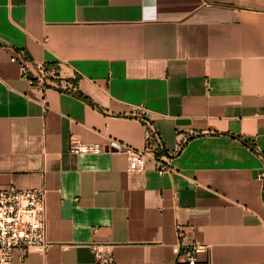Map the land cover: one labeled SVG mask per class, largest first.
<instances>
[{
  "label": "crops",
  "instance_id": "0c3cea01",
  "mask_svg": "<svg viewBox=\"0 0 264 264\" xmlns=\"http://www.w3.org/2000/svg\"><path fill=\"white\" fill-rule=\"evenodd\" d=\"M18 51L57 77L30 85ZM72 136L104 150L72 154ZM111 139L144 152V169ZM9 185L45 189L54 243L14 264H188L180 240L210 245L194 264H264V0H0Z\"/></svg>",
  "mask_w": 264,
  "mask_h": 264
},
{
  "label": "built area",
  "instance_id": "2783aa9c",
  "mask_svg": "<svg viewBox=\"0 0 264 264\" xmlns=\"http://www.w3.org/2000/svg\"><path fill=\"white\" fill-rule=\"evenodd\" d=\"M10 60L18 63L22 76L28 80L30 85L45 88L51 84V79L58 75L57 67L48 63H39L30 70L22 51L15 53ZM144 123L147 127L148 138L158 140V135L152 125L146 119ZM107 147H115L126 152L129 170L144 169L146 159L144 152L133 150L112 139L107 142ZM68 148L72 154L99 153L104 150V145L96 142L84 143L72 136L69 139ZM159 150L164 151L161 144H159ZM164 155L169 156L163 152L154 159L158 173L171 170L169 163L163 159ZM177 234L180 238L183 235L181 225H177ZM52 245L54 243L46 238L45 189L43 187L18 188L15 185L0 188V264H14L16 250L20 252L21 258H24L32 250L46 253ZM209 246L207 243L197 241L185 243L180 240L172 247V251L183 255L188 264H194L197 261V254L208 250ZM88 247L97 262L111 261L112 252L108 244L91 242Z\"/></svg>",
  "mask_w": 264,
  "mask_h": 264
},
{
  "label": "trees",
  "instance_id": "16d2710c",
  "mask_svg": "<svg viewBox=\"0 0 264 264\" xmlns=\"http://www.w3.org/2000/svg\"><path fill=\"white\" fill-rule=\"evenodd\" d=\"M245 143H247L246 141H244Z\"/></svg>",
  "mask_w": 264,
  "mask_h": 264
}]
</instances>
